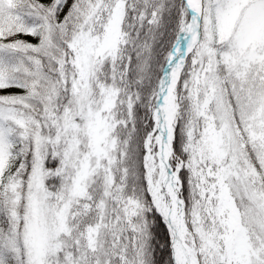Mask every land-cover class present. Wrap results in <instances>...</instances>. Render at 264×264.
<instances>
[{"label":"snow or ice","instance_id":"snow-or-ice-1","mask_svg":"<svg viewBox=\"0 0 264 264\" xmlns=\"http://www.w3.org/2000/svg\"><path fill=\"white\" fill-rule=\"evenodd\" d=\"M0 264H264V0H0Z\"/></svg>","mask_w":264,"mask_h":264}]
</instances>
